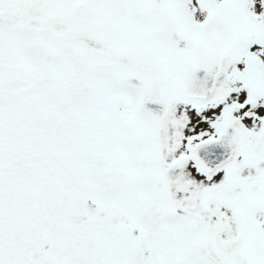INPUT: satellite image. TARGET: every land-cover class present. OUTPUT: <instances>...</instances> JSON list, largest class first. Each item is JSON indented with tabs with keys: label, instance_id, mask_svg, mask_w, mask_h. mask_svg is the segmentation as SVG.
I'll use <instances>...</instances> for the list:
<instances>
[{
	"label": "snow or ice",
	"instance_id": "snow-or-ice-1",
	"mask_svg": "<svg viewBox=\"0 0 264 264\" xmlns=\"http://www.w3.org/2000/svg\"><path fill=\"white\" fill-rule=\"evenodd\" d=\"M0 264H264V0H0Z\"/></svg>",
	"mask_w": 264,
	"mask_h": 264
}]
</instances>
